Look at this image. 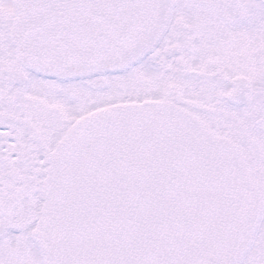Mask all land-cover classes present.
Returning a JSON list of instances; mask_svg holds the SVG:
<instances>
[{"label": "snow or ice", "instance_id": "6c2138e0", "mask_svg": "<svg viewBox=\"0 0 264 264\" xmlns=\"http://www.w3.org/2000/svg\"><path fill=\"white\" fill-rule=\"evenodd\" d=\"M0 264H264V0H0Z\"/></svg>", "mask_w": 264, "mask_h": 264}]
</instances>
